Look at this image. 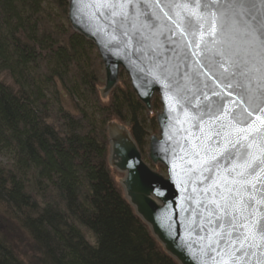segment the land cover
<instances>
[{"label": "water", "instance_id": "1", "mask_svg": "<svg viewBox=\"0 0 264 264\" xmlns=\"http://www.w3.org/2000/svg\"><path fill=\"white\" fill-rule=\"evenodd\" d=\"M68 11L105 66L104 101L122 74L149 113L159 98L151 163L129 126L107 125L108 164L154 239L179 264H264V239L241 226L248 212L264 220V164L251 183L239 174L246 152L264 161V46L250 35L264 0H69Z\"/></svg>", "mask_w": 264, "mask_h": 264}, {"label": "trees", "instance_id": "2", "mask_svg": "<svg viewBox=\"0 0 264 264\" xmlns=\"http://www.w3.org/2000/svg\"><path fill=\"white\" fill-rule=\"evenodd\" d=\"M68 7L0 0V264H29L4 225L14 220L33 264H179L108 164L109 122L129 126L145 155L157 118L127 76L100 97L104 65L95 44L73 31Z\"/></svg>", "mask_w": 264, "mask_h": 264}, {"label": "snow or ice", "instance_id": "3", "mask_svg": "<svg viewBox=\"0 0 264 264\" xmlns=\"http://www.w3.org/2000/svg\"><path fill=\"white\" fill-rule=\"evenodd\" d=\"M231 2L241 8L244 4V0H231ZM250 35L253 36V39L259 38L262 46H264V29L253 28ZM251 147L252 145L249 144V148ZM261 164H264V161L258 162L257 155L254 152L249 151L244 154L242 157V163L239 165L241 168V172L239 174L245 177L246 183H251L249 177H253L258 174L261 170ZM245 169L249 170L246 175L244 171ZM253 187H255V185H253ZM243 219L245 223L241 226L245 228V232L242 233L245 240L254 243L257 237L264 239V220L257 217L254 212H248Z\"/></svg>", "mask_w": 264, "mask_h": 264}, {"label": "rangeland", "instance_id": "4", "mask_svg": "<svg viewBox=\"0 0 264 264\" xmlns=\"http://www.w3.org/2000/svg\"><path fill=\"white\" fill-rule=\"evenodd\" d=\"M103 64V63H102ZM104 69H105V66H104ZM122 75H124V74H122ZM104 76H105V72H104ZM126 76L127 75H124V77L126 78ZM106 77V76H105ZM4 78V77H3ZM127 78H128V76H127ZM9 80V79H8ZM104 82H105V79H104ZM104 85V84H103ZM103 87V86H102ZM108 98H110V96L108 97ZM155 102V101H154ZM153 102V103H154ZM160 104V103H159ZM161 110H162V107H161V105H160V109L159 110H157V111H155L154 112V114H152V112H150L149 113V111H148V109H147V111H148V113L150 114V116H157V114L159 113V112H161ZM130 128V127H129ZM150 138H151V136H153V135H158V133H159V129H158V126H157V130H155V129H153L152 128V126L150 127ZM149 143H150V141H149ZM140 148V147H139ZM148 149H149V145H148V148H146L145 150L147 151L146 153H145V155H144V157H145V159L146 160H148V162L149 163H151L150 161H149V159L147 158V155H148V153H149V151H148ZM140 150H141V148H140ZM141 152H142V150H141ZM144 154V153H143ZM152 165V164H151ZM159 172H161V173H164L165 172V169L164 168H161V167H157L156 168ZM162 169V170H161ZM113 170V169H112ZM113 175H114V179H115V181H116V184H117V186H119V188H121V190H122V192L124 193V191H123V188H122V186H120L119 185V179L123 176V175H121L120 173L118 174L115 170H113ZM134 211H135V209H134ZM136 213V212H135ZM0 216H3L4 218L6 217V215L4 214V213H1L0 212ZM7 225V226H10V228H11V230H10V234L9 235H13V236H15V238H16V240H12V243H13V245L16 247V249H17V253L19 254V256H21L22 258H24V260L27 262V263H29V264H33V262H34V259L32 258V257H34V255L32 254V246L29 244V241H28V236H27V234H24V233H21L18 229H17V223H16V221L14 220V221H9L8 223L5 221V223H4V225ZM3 225V226H4ZM11 236L9 237L10 239H12L11 238Z\"/></svg>", "mask_w": 264, "mask_h": 264}, {"label": "bare ground", "instance_id": "5", "mask_svg": "<svg viewBox=\"0 0 264 264\" xmlns=\"http://www.w3.org/2000/svg\"><path fill=\"white\" fill-rule=\"evenodd\" d=\"M104 72H105V69H104ZM120 83H121V82H120ZM119 85H120V84H119ZM119 85H118V87H119ZM130 86H131V84H130ZM118 87H117V88H118ZM117 88H115V89H117ZM132 89H133V88H132ZM114 91H115V90H114ZM114 91H113V92H114ZM113 92H112V93H113ZM155 100H158V101H159V98L157 97Z\"/></svg>", "mask_w": 264, "mask_h": 264}]
</instances>
